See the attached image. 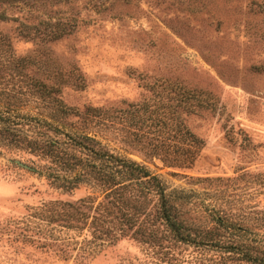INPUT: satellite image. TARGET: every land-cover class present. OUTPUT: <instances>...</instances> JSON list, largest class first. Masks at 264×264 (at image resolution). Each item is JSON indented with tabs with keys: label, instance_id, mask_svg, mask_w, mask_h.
<instances>
[{
	"label": "rangeland",
	"instance_id": "374dc122",
	"mask_svg": "<svg viewBox=\"0 0 264 264\" xmlns=\"http://www.w3.org/2000/svg\"><path fill=\"white\" fill-rule=\"evenodd\" d=\"M94 1L63 7L77 23L55 41L25 38L20 21L0 19V57L9 60L0 63V106L52 121L47 113L57 105L153 109L161 80L200 95V106L176 114L203 141L188 167L128 145L122 124L85 128L176 192L191 234L175 242L159 222L149 238L98 233L76 210L94 213L98 189L52 182L49 158L1 140L0 264H264V0H103V9ZM46 92L45 104L33 97Z\"/></svg>",
	"mask_w": 264,
	"mask_h": 264
},
{
	"label": "trees",
	"instance_id": "16d2710c",
	"mask_svg": "<svg viewBox=\"0 0 264 264\" xmlns=\"http://www.w3.org/2000/svg\"><path fill=\"white\" fill-rule=\"evenodd\" d=\"M72 1L0 0V19L20 21L25 38L55 41L72 33L76 27L77 15L63 11ZM93 4L96 8H105L103 0ZM14 11L21 14V19ZM0 63L7 67L9 60L1 56ZM26 66L22 64L20 68ZM156 83L161 89L156 91L159 98L150 110L148 103L131 104L116 114L98 107L77 111L57 105L48 111L47 116L52 119L48 121L30 116L16 118L18 115L11 114V104H2L0 141L24 143L32 151L49 158L51 164L46 166V176L58 185L72 188L87 181L98 189L103 199L97 202L94 213L89 215L76 209L78 214L91 219L94 231L116 236L115 231L119 230V235L129 232L136 237L149 238L153 234L149 228L159 222L172 233L175 242H184L191 233L184 225L182 203L175 202L177 194H173L176 192H166L162 181L145 166L121 156L85 131L89 126L98 128L92 130L97 132L122 124L120 131L128 134L124 135L130 138L125 140L128 145L138 144L146 156L158 157L166 165L190 166L203 141L176 114L179 109L191 111L193 103L200 106L198 100L202 97L182 90L175 82L161 80ZM162 91L167 94L166 99L162 98ZM33 97L40 103L50 102L49 92ZM139 107L144 109L143 113L149 110L155 115L143 116ZM69 115L79 119L66 123ZM146 119L152 122L142 130ZM215 221L221 218L216 217Z\"/></svg>",
	"mask_w": 264,
	"mask_h": 264
},
{
	"label": "water",
	"instance_id": "95a60500",
	"mask_svg": "<svg viewBox=\"0 0 264 264\" xmlns=\"http://www.w3.org/2000/svg\"><path fill=\"white\" fill-rule=\"evenodd\" d=\"M15 162L18 164V165H21L22 167H25V168H29L28 165H26L25 163L19 161V160H15Z\"/></svg>",
	"mask_w": 264,
	"mask_h": 264
}]
</instances>
